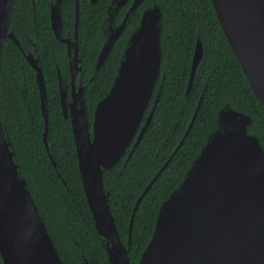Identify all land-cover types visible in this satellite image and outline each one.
<instances>
[{
  "label": "water",
  "instance_id": "water-1",
  "mask_svg": "<svg viewBox=\"0 0 264 264\" xmlns=\"http://www.w3.org/2000/svg\"><path fill=\"white\" fill-rule=\"evenodd\" d=\"M95 1L91 0L92 3ZM112 1L119 7L127 0ZM142 1L134 0L129 12H133ZM211 2L225 39L264 110V0ZM12 5L13 0H0V62L4 41L10 38L17 42L8 32ZM128 14L109 34L99 53L97 67L104 63L123 31ZM161 18V9L156 4L143 12L139 28L131 34L124 48L108 93L96 104L92 137L81 90L74 89L69 106L77 167L108 264H129L130 232L137 206L173 156L138 197L129 221L128 241L124 245L109 209L103 173L121 161L130 145L127 160L131 157L152 119L160 91L140 127L160 75ZM60 23L59 16L52 13L51 26L55 36H58ZM202 53V43L197 40L187 94ZM74 58L70 68L75 77L78 59L77 56ZM33 67L40 89L43 143L55 168L48 143V113L42 73L35 65ZM195 115L196 111L180 145ZM216 123L219 129L207 136L182 181L162 201L152 236L138 264H264V150L258 138L247 131L253 123L248 114L225 104L218 111ZM15 160L0 120L2 264H63Z\"/></svg>",
  "mask_w": 264,
  "mask_h": 264
},
{
  "label": "trees",
  "instance_id": "trees-1",
  "mask_svg": "<svg viewBox=\"0 0 264 264\" xmlns=\"http://www.w3.org/2000/svg\"><path fill=\"white\" fill-rule=\"evenodd\" d=\"M102 1L103 5L87 2L88 7L80 1L78 40L84 64L89 124L96 103L106 96L112 85L127 38L137 26L140 12L153 4L162 12L161 64L165 80L160 99L151 123L131 157L127 160V151L120 163L103 173L109 209L124 245L128 241L129 221L138 197L170 157L196 111L183 143L150 185L135 211L128 260L129 264H138L152 236L162 201L177 188L208 134L216 127L218 111L229 104L232 109L248 114L253 123L247 131L258 138L264 150V110L225 39L211 0H143L130 16L102 67L94 72L102 41L99 23L105 5L109 3V0ZM35 6L30 5V0L25 6L23 0H13L9 29L20 43H24L23 32L37 37L34 28V21H37V29L43 35V41H39V54L47 85L48 143L56 167L43 143V122L33 74L17 47L8 40L3 44L0 64V120L15 153L20 175L26 180L27 189L63 264H108L102 238L95 230L85 198L70 125L58 106L54 65L57 64L62 72L64 49L49 31L46 0ZM68 6L73 7V4ZM121 16L122 13L119 19ZM196 37L202 43L203 53L186 95ZM8 53L22 65V82L27 91L25 103L4 70Z\"/></svg>",
  "mask_w": 264,
  "mask_h": 264
},
{
  "label": "flooded vegetation",
  "instance_id": "flooded-vegetation-1",
  "mask_svg": "<svg viewBox=\"0 0 264 264\" xmlns=\"http://www.w3.org/2000/svg\"><path fill=\"white\" fill-rule=\"evenodd\" d=\"M41 1L42 0H30V5L34 8V6L36 4L40 5ZM80 1L81 0H46V11H47V15H48L49 31H50L52 37L55 39V41L59 45H62V47L64 49L65 60L63 59L62 64H61L62 72L59 69V66L57 64L54 65V68H55V72H56V89H57V96H58V106H59V109H60V112H61L63 118L69 122V125H70V121H69L68 111H69V106L73 101V95L75 94L74 89H75V91L81 90L83 92L84 110H85V114H86V118H87L86 105H85V84L83 81V76H84L83 75V68H84L83 65L84 64L82 62V56L80 55L79 40H78V33H79L78 26L80 23V10H81L80 9ZM133 1L134 0H127L124 5L116 7L115 3L112 0H109V3L105 5L104 14H103V16L100 20V23H99V31H100V37L102 38V41H101V46L99 48V51L96 55V59H95V63H94V69H93L94 72H97L102 67V65L104 64L103 63L100 67H97V60H98L99 53H100L102 47L104 46V44L106 43V40L108 39L109 34L113 30H116L118 28V26L126 18V15L129 13L127 20L125 22V27H126L130 16L140 7L141 3L143 2L142 1L139 4V6L133 12H129V9H130ZM27 2H28V0H23L24 6L27 4ZM82 2L84 4V7H88V3L91 5H96L98 3H100V5L104 4V2L102 0H96L93 3L91 2V0H82ZM69 3H72L73 7L68 6ZM150 7H152V6L151 5L146 6L140 12V16H139L137 26L131 31L130 35L128 36L127 41H126V45L128 44V41H129L131 34L134 33L139 28L140 19H141L143 12L145 10H148ZM12 9H13V5H12ZM52 13L58 15L60 18V21H61V23L57 29V35L58 36H55L53 33V30H52V26H51V14ZM121 13H122V16L119 19V16ZM35 15H36V13H35ZM35 15H34V17H35ZM10 21H11V19H10ZM34 23H35L34 28L36 29L35 34H37L36 38L31 37L30 35L27 34V32H23L22 35H23L24 43L23 42L20 43V40L8 28V32L14 36V38L16 39L17 42H15L14 40H12L10 38H7L6 40L10 41L11 43H13V45H15L17 47V49L19 50L23 60L25 61L24 63L26 65V67H28L33 74V80H34V84H35L36 95L39 99V109H40L41 119H42V112H41V108H40V106H41L40 89H39V85L37 83L36 71L34 70L33 65H35L37 68H39L41 70L42 78H43V84H44V90H45V96H46V102H47V85H46V81H45L46 78L44 75V68H43V65L40 61V54H39V48H40L39 41H40V43H41V41H43V35L40 34L39 30L37 29V26H36L37 21L36 22L34 21ZM161 25H162V18H161ZM125 27H124V29H125ZM124 29H123V31H124ZM122 32H121V34H122ZM161 34H162V30H161ZM60 39L62 41H60ZM197 40H199L198 37H196V41ZM75 43H76V48H75ZM195 44H196V42H195ZM126 45L124 46V48L126 47ZM160 46H161V35H160ZM112 48H111V50H112ZM194 48H195V46H194ZM111 50H110V52H111ZM123 51H124V49H123ZM193 52H194V50H193ZM108 55H107V57H108ZM75 56H77V59H78V71L74 77L72 74L71 68H70V63H71V61H73L75 59L74 58ZM1 57H2V55H1ZM107 57H106V59H107ZM192 57H193V55H192ZM106 59H105V61H106ZM120 60H121V58H120ZM120 60H119V62H120ZM161 62H162V49H161ZM161 62H160V75H159L158 79L156 80L154 90H153V94H152L151 99L149 101V104L151 101H152V103H151V106L149 108V111L147 112L148 107H149V104H148L146 112L143 115L142 121L140 123V127H142V125L144 124L145 119H146L148 113L150 112V110L153 106L157 92L160 91V95H161V89H162V86H163V83L165 80V73L163 71L164 69H162ZM191 62H192V60H191ZM0 64H1V62H0ZM118 65H119V63H118ZM117 68H118V66H117ZM190 69H191V67H190ZM4 70L6 71L7 76L9 78L13 88L17 91V93L19 94L23 103H25L27 101V91H26V85L22 82V79L24 80L23 73H22V65L18 62V59L11 58V53L7 54L6 61H4ZM162 77H164L163 80H162ZM186 95H187V93H186ZM159 99H160V97H159ZM64 106H65V109H64ZM198 106H199V103H198L197 107ZM95 107H96V105H95ZM95 107H94V110H95ZM155 109H156V107H155ZM47 113H48V107H47ZM93 114H94V111H93ZM87 120H88V118H87ZM42 122H43V120H42ZM92 122H93V116H92ZM92 122H91V124H89V121H88L91 137H92ZM150 123H151V121H150ZM192 124H193V122H192ZM70 129H71V134H72V139H73V133H72L71 125H70ZM218 129L219 128H218V125L216 123V127L212 131H210V133L213 131H216ZM183 137H184V135H183ZM183 137L181 138L180 142L175 147V149L178 150L179 146H181L180 143H181ZM73 144H74V139H73ZM131 146L132 145H130V147L128 148V150H127L128 152L131 150ZM74 149H75V144H74ZM175 149L173 150L171 155H174L177 152V150H176V152L174 153ZM75 155H76V151H75ZM76 159H77V157H76ZM85 263L88 264L87 262H85Z\"/></svg>",
  "mask_w": 264,
  "mask_h": 264
}]
</instances>
